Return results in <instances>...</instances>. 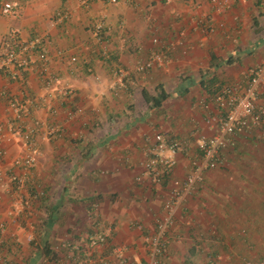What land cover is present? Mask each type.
Listing matches in <instances>:
<instances>
[{"label": "crops", "instance_id": "crops-1", "mask_svg": "<svg viewBox=\"0 0 264 264\" xmlns=\"http://www.w3.org/2000/svg\"><path fill=\"white\" fill-rule=\"evenodd\" d=\"M16 1L14 12L0 13V52L13 29L21 40L41 37L49 74L59 80L47 86L37 63L16 79L0 74V122L15 121L8 98H30L31 117L60 122L65 134L36 140L30 190L44 194L27 196L26 216L17 221L9 216L13 198L1 193L0 264H45V256H52L45 246L61 264H79L56 246L69 239L86 249L94 232H108V240L88 256L83 252L84 262L116 264L114 248L121 247L127 260L122 264L147 263L146 236L155 229L167 186L152 185L149 178L134 181L143 151L156 132L190 143L214 132L205 117L225 110L214 95L227 88L243 93L248 71L264 57V0H229L221 10L210 0H95L88 7L78 0ZM60 10L69 17L57 20ZM99 22L104 26L96 37ZM154 33L165 62L145 75L132 73L129 89L113 94L108 88L113 68L146 58L157 48ZM258 105L264 107V92ZM50 107L58 109L55 117ZM70 107L82 112L68 119ZM257 140L256 132L237 138L226 150L225 165L207 172L203 187L177 214L160 264H243L261 258L264 147L255 146ZM5 147L11 167L25 145L16 134ZM187 168V154L181 152L174 176H184ZM29 232L35 243L27 242Z\"/></svg>", "mask_w": 264, "mask_h": 264}, {"label": "built area", "instance_id": "built-area-1", "mask_svg": "<svg viewBox=\"0 0 264 264\" xmlns=\"http://www.w3.org/2000/svg\"><path fill=\"white\" fill-rule=\"evenodd\" d=\"M95 0H78L82 7H88ZM109 3H117L118 0H100ZM218 10L230 6L229 0H210ZM19 3L16 0H0V13L10 14L14 12ZM70 15L69 11H57V20H65ZM104 24L99 22L94 26V34L99 36ZM152 43L157 46L146 58L138 60L133 66L126 67L116 65L113 68V79L109 83V90L117 95L121 91H127L134 80L130 79L132 73L145 75L156 66L165 62V49L157 34H152ZM44 41L41 37L31 40L19 39V30L13 29L4 42L3 51L0 52V74L8 78L16 79L22 71L35 63L41 74L46 76L47 86L57 82L58 76L49 74V56L44 49ZM103 55H107V49H102ZM77 61L75 56L70 57L69 63ZM247 83L243 93L238 94L234 90L223 89L214 95L215 102L224 111L210 114L205 117V122L214 132L211 135H199L193 143L181 140H172L163 133L156 132L152 143L143 151V159L140 162L141 171L134 177L136 183H141L149 178L152 185L166 184V192L162 201L161 210L155 219L153 233L146 236L147 248L150 259L147 263L137 261L134 264H160L169 234L175 226L177 214L184 209L189 198L194 196L204 185L207 172L222 168L226 163V150L235 145L237 138L249 136L256 132V137L264 143V107L258 105L260 94L264 92V57L247 73ZM8 106L13 112L15 121L4 124L0 122V196L5 192L12 196L11 207L8 215L15 218L26 216L29 202L27 196L37 198L43 195V191H31L33 182L32 171L35 168L39 156L36 146L37 138L51 140L60 138L65 134L62 123L52 121L43 124L40 120L31 117L29 107L35 105L34 100L26 98L20 101L17 98H8ZM29 104V105H28ZM49 112L56 116L58 109L50 107ZM81 107H70L65 110L68 119L81 113ZM18 135L25 145V152L15 156L11 161V167L6 166L8 155L5 142H10L14 135ZM183 152L188 157L187 172L182 177L174 176L178 164V155ZM97 202L92 204L96 209ZM141 229V225H137ZM110 227L107 228V231ZM2 227H0L1 237ZM178 237V236H177ZM28 243H35V235L29 232L26 236ZM108 232H94L88 236V244H76L69 239H62L56 246L57 249H65L66 257L75 263L90 264L84 262L82 255H89L93 248L107 243ZM115 263H125L127 260L121 247H115ZM54 256H45V264H61ZM207 264V263H203ZM210 264H221L212 261ZM243 264H264V256L257 259H246Z\"/></svg>", "mask_w": 264, "mask_h": 264}, {"label": "trees", "instance_id": "trees-1", "mask_svg": "<svg viewBox=\"0 0 264 264\" xmlns=\"http://www.w3.org/2000/svg\"><path fill=\"white\" fill-rule=\"evenodd\" d=\"M151 100L154 103H156L158 101V100L154 99V97H151ZM44 252H45L46 255H52V256H54L53 251H51L48 246H45L44 247Z\"/></svg>", "mask_w": 264, "mask_h": 264}, {"label": "rangeland", "instance_id": "rangeland-1", "mask_svg": "<svg viewBox=\"0 0 264 264\" xmlns=\"http://www.w3.org/2000/svg\"><path fill=\"white\" fill-rule=\"evenodd\" d=\"M15 10H16V8H15ZM256 144H255V146H262V147H264V145L259 141V140H257V141H254ZM253 143V142H252ZM264 256V253L261 255V257H263ZM260 258V257H259Z\"/></svg>", "mask_w": 264, "mask_h": 264}]
</instances>
